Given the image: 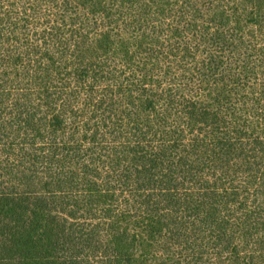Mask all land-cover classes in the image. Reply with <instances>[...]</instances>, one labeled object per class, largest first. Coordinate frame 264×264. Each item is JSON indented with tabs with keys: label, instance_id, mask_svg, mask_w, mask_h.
I'll return each mask as SVG.
<instances>
[{
	"label": "trees",
	"instance_id": "trees-1",
	"mask_svg": "<svg viewBox=\"0 0 264 264\" xmlns=\"http://www.w3.org/2000/svg\"><path fill=\"white\" fill-rule=\"evenodd\" d=\"M0 264H264V0H0Z\"/></svg>",
	"mask_w": 264,
	"mask_h": 264
}]
</instances>
